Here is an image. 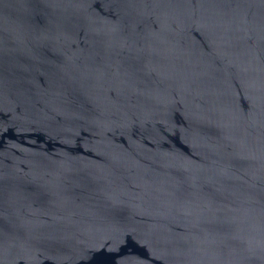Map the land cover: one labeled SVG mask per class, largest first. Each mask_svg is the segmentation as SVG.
Listing matches in <instances>:
<instances>
[{"label": "water", "instance_id": "95a60500", "mask_svg": "<svg viewBox=\"0 0 264 264\" xmlns=\"http://www.w3.org/2000/svg\"><path fill=\"white\" fill-rule=\"evenodd\" d=\"M0 264H264V0H0Z\"/></svg>", "mask_w": 264, "mask_h": 264}]
</instances>
